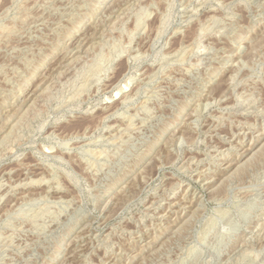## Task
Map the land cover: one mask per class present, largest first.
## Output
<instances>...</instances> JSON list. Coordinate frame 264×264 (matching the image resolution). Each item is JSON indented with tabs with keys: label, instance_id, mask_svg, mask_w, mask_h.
Here are the masks:
<instances>
[{
	"label": "rangeland",
	"instance_id": "obj_1",
	"mask_svg": "<svg viewBox=\"0 0 264 264\" xmlns=\"http://www.w3.org/2000/svg\"><path fill=\"white\" fill-rule=\"evenodd\" d=\"M0 264H264V0H0Z\"/></svg>",
	"mask_w": 264,
	"mask_h": 264
},
{
	"label": "bare ground",
	"instance_id": "obj_2",
	"mask_svg": "<svg viewBox=\"0 0 264 264\" xmlns=\"http://www.w3.org/2000/svg\"><path fill=\"white\" fill-rule=\"evenodd\" d=\"M57 66V65H56ZM37 87V86H36ZM36 89V88H35ZM29 93H31V92H29ZM247 149V148H246ZM242 152V151H241ZM235 167V166H234ZM261 237V236H260Z\"/></svg>",
	"mask_w": 264,
	"mask_h": 264
}]
</instances>
